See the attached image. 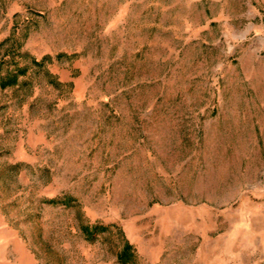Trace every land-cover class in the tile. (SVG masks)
Instances as JSON below:
<instances>
[{"label": "rangeland", "instance_id": "374dc122", "mask_svg": "<svg viewBox=\"0 0 264 264\" xmlns=\"http://www.w3.org/2000/svg\"><path fill=\"white\" fill-rule=\"evenodd\" d=\"M0 264H264V0H0Z\"/></svg>", "mask_w": 264, "mask_h": 264}, {"label": "trees", "instance_id": "16d2710c", "mask_svg": "<svg viewBox=\"0 0 264 264\" xmlns=\"http://www.w3.org/2000/svg\"><path fill=\"white\" fill-rule=\"evenodd\" d=\"M19 74V72H13V74H10L5 80L1 82V86L13 84L16 80V75ZM49 201H54V199H50Z\"/></svg>", "mask_w": 264, "mask_h": 264}]
</instances>
